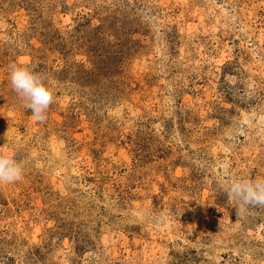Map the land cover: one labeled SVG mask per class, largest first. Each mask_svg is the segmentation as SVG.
Instances as JSON below:
<instances>
[{
	"label": "rangeland",
	"instance_id": "374dc122",
	"mask_svg": "<svg viewBox=\"0 0 264 264\" xmlns=\"http://www.w3.org/2000/svg\"><path fill=\"white\" fill-rule=\"evenodd\" d=\"M0 153V264H264V0H0Z\"/></svg>",
	"mask_w": 264,
	"mask_h": 264
},
{
	"label": "clouds",
	"instance_id": "9594fccd",
	"mask_svg": "<svg viewBox=\"0 0 264 264\" xmlns=\"http://www.w3.org/2000/svg\"><path fill=\"white\" fill-rule=\"evenodd\" d=\"M9 79L24 106L31 109L33 118L37 122L45 121L49 106L54 102V93L46 84L47 77L25 66L12 64ZM23 176V163L0 153V185L19 182ZM225 183L231 199L237 203L239 213H246L250 206H264V177L255 180L236 177L226 179Z\"/></svg>",
	"mask_w": 264,
	"mask_h": 264
}]
</instances>
